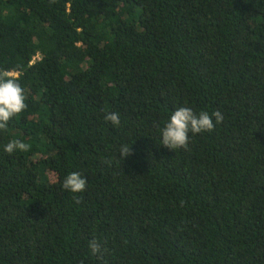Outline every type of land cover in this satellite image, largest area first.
I'll return each instance as SVG.
<instances>
[{"label":"trees","instance_id":"trees-1","mask_svg":"<svg viewBox=\"0 0 264 264\" xmlns=\"http://www.w3.org/2000/svg\"><path fill=\"white\" fill-rule=\"evenodd\" d=\"M0 72V264H264V0H0ZM179 107L224 119L170 150Z\"/></svg>","mask_w":264,"mask_h":264},{"label":"clouds","instance_id":"clouds-1","mask_svg":"<svg viewBox=\"0 0 264 264\" xmlns=\"http://www.w3.org/2000/svg\"><path fill=\"white\" fill-rule=\"evenodd\" d=\"M25 100V90L17 82V78L10 76L7 72H0V130H6L9 121L27 108ZM213 118H215V124ZM104 119L114 126H119L121 123L118 112H108L105 114ZM223 119V115L219 110L209 115L207 111L196 113L190 107H179L172 112L161 130V144L170 150H187L190 133L195 135L212 132L217 124L222 123ZM30 147V144L22 140H12L5 145L4 151L8 154L16 151L27 152ZM119 151L123 160L132 155V149L127 144L122 145ZM106 163L110 164L111 161H106ZM87 184L84 175L73 171L65 176L62 187L73 194H77L83 193ZM74 199L79 203L82 197L74 195ZM88 247L93 256L103 261L107 249L99 240H90ZM104 264H107V262L104 261Z\"/></svg>","mask_w":264,"mask_h":264},{"label":"built area","instance_id":"built-area-1","mask_svg":"<svg viewBox=\"0 0 264 264\" xmlns=\"http://www.w3.org/2000/svg\"><path fill=\"white\" fill-rule=\"evenodd\" d=\"M10 74L16 75V72H9V75H10Z\"/></svg>","mask_w":264,"mask_h":264}]
</instances>
